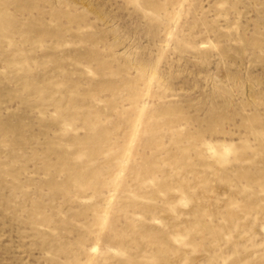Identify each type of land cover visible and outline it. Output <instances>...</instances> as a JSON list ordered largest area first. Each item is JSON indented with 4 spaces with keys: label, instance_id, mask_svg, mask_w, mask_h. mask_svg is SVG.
Wrapping results in <instances>:
<instances>
[{
    "label": "rangeland",
    "instance_id": "obj_1",
    "mask_svg": "<svg viewBox=\"0 0 264 264\" xmlns=\"http://www.w3.org/2000/svg\"><path fill=\"white\" fill-rule=\"evenodd\" d=\"M0 264H264V0H0Z\"/></svg>",
    "mask_w": 264,
    "mask_h": 264
}]
</instances>
